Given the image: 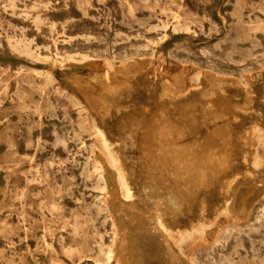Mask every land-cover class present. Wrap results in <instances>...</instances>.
I'll return each instance as SVG.
<instances>
[{
  "label": "rangeland",
  "instance_id": "obj_1",
  "mask_svg": "<svg viewBox=\"0 0 264 264\" xmlns=\"http://www.w3.org/2000/svg\"><path fill=\"white\" fill-rule=\"evenodd\" d=\"M141 56L155 57L171 72H178L181 64H186L229 75V91L233 95L238 92L236 101H243L246 88L232 84V78H239L256 92L253 114L263 115L264 121V87L257 83L264 74V0H0V264H116L105 262V253L114 243L113 225L119 229L122 223L115 208L109 215L106 194L100 192L102 184L94 174L98 140L86 124L89 113L108 142L118 144L121 139L135 162L152 163L148 175L154 180L148 188L170 197L167 211L181 225L195 219L192 204L197 197L205 196L212 211L221 203L217 194L222 187L235 193L231 200L230 194L227 198L240 223H231L215 245L199 246L201 264H264V197L256 195L261 184L239 181L242 177L237 174L246 169L244 164L233 163L236 152L232 143L240 122L226 118L231 115L225 102L217 108L218 116L204 106V101L198 108L185 105L188 112H182L183 118L194 120L170 122V116L160 118L159 113L164 111L157 113L158 119L149 116L152 113L139 104L147 92L134 87L123 97L113 96L121 99L120 105L100 109L107 114L103 121L81 94L86 90L78 91L69 74L57 67L59 61L71 58L89 57L120 65ZM88 69L80 72L84 78L92 74ZM240 72L252 76L247 79ZM146 73L152 76L150 70ZM205 81L206 85L187 97L208 91L210 84ZM130 103H138L131 109L140 106L143 111L135 117L128 110ZM158 108L154 105L151 109ZM198 109L203 110L197 113L204 115L202 119L190 114ZM254 115L246 119L252 120ZM169 132L177 137L173 145L176 156H171L176 161L174 168L169 167V155L163 154L162 147V157L154 161L148 157L152 152L146 151L155 150L156 142L163 141L162 134ZM197 146L198 150L194 149ZM220 155L223 159L218 162ZM192 159L196 160L191 163ZM144 182L137 178L131 186L138 190ZM201 183H207L208 188ZM135 199L141 211L148 209ZM116 204L111 203L112 207ZM136 221L119 229V261L177 264L174 259L167 260L168 254L164 256L151 227ZM150 241L154 248L143 254V247Z\"/></svg>",
  "mask_w": 264,
  "mask_h": 264
},
{
  "label": "bare ground",
  "instance_id": "obj_2",
  "mask_svg": "<svg viewBox=\"0 0 264 264\" xmlns=\"http://www.w3.org/2000/svg\"><path fill=\"white\" fill-rule=\"evenodd\" d=\"M166 30H167V28H166ZM118 35H120V34L118 33ZM134 39H136V38L134 37ZM24 40H25V38H24ZM128 41H130V40H128ZM119 44H121V43H119ZM10 50H12V49H10ZM232 52H234V51H232ZM243 52L245 53V51H243ZM234 53L237 54L236 52H234ZM27 54H29V53H27ZM115 55H116V53H115ZM124 55H125V53H124ZM243 55H245V54H243ZM177 58H179V57H177ZM241 58H243V57H241ZM119 59H122V58L120 57ZM229 59H232V58L230 57ZM251 60H252V58H251ZM233 63H235V62H233ZM235 64H237V63H235ZM238 65H241V64H238ZM57 67L63 73L69 74L71 84L73 86H75L78 91H82V90L85 91L86 90L85 93H81V94L83 95L84 99L87 101L90 109L103 121L105 120L104 117L107 114L104 115L102 113L103 111H100V109L103 107V110H104L105 108H107V106L120 105L121 99L118 100L116 98H113V96L120 97L125 92L131 91V89H133L134 87H136V89H138L139 87H143L144 91L147 92V97L150 100L146 101L145 99L147 97H145V99H144V97L143 98L141 97L143 100L141 99L142 102H140L139 104H140V106H144V108H146L145 110L150 111L152 113V115H149V116H154L152 118L156 119L158 116L157 113L164 111L163 114L159 113L160 118H162L163 116H165V117L170 116L168 119V121H170V122H174V120L175 121L184 120V122L185 121L191 122L194 120L191 117H186V119L183 118L184 116H183L182 112H184V113L188 112L187 109L185 108L187 106H185V105H191L192 104V106L198 108L201 104L200 102L204 101L203 102L204 106H206V105L209 106V111H212L215 113V112H217L218 107L222 108V106H224V104L222 105V102H225L226 107L229 109V112L231 115V116H228V114H229L228 113L226 118H228V120H231V117H232L233 122L237 121V120H239V122H240L238 124L239 125V127H238L239 132L236 135V139H235L234 144L232 143V145H234L233 151L236 152V158L233 159L235 162H233V163H235V165L244 164L245 169H246V171H244L243 174H241V173L237 174V175L242 177V179L239 181L243 182V184L246 183L247 181H252L251 182L252 185L254 183H257V184L260 183L261 186L259 188H256L258 190L256 195H259V196L263 195V197H264V123H263L264 121H263V117H262L263 115H261V114H255L254 115L253 114V112L256 111V109H255V104H256L255 103V101H256L255 95H257V94L250 87L247 88V85H246V83H244V81L242 82L241 80H239V78L236 79V78L231 77L232 81H233L232 84H237V85L242 84L243 87L246 88V89H244L245 95L243 97V101H238V100L236 101V98L239 97L238 92H235V93L233 92L234 93V95H233L229 91L230 87L228 84H230V83H228V81H226V79H228L229 75L226 76L225 73H224L225 75H222L223 74L222 72H221L222 74H220V73H217V72H215L213 70H209V69L208 70H204V69L201 70V69H199L200 67H197L195 65L188 66L186 64H181L178 72H171L168 69H166L162 65L161 61L157 60L155 57H150V58H142V56H141V58L140 57H137V58L134 57L133 59L125 61V62L121 63L120 65H112L111 63H108V61L101 63V62H99L95 59L89 58V57L82 58L81 60H75V59L71 58V59L66 60V61L63 60L62 62L59 61L57 63ZM84 67H89L91 69L92 74L88 78H84L80 74L81 70ZM245 68H247V67H245ZM90 69H88V70H90ZM149 70L151 71L152 76H150V73H146ZM243 73H241V74H243ZM250 73L251 72H249V74ZM244 74H246V73H244ZM247 74H248V72H247ZM237 76H238V74H237ZM251 76L252 75H247V79H249ZM205 78H206V80H208V82L210 84L209 85L210 89L206 92H202L199 96L195 95L192 97H187V95L192 90L198 88L199 86L206 85ZM258 78H259V80L257 83L260 86L264 87V74ZM68 82H69V80H68ZM92 83H94V85ZM261 92L263 95L262 99L264 100V89ZM143 93H145V92H143ZM139 94H141V93H139ZM138 97H140V96H138ZM152 98H154V99L152 100ZM136 100H135V102H136ZM141 100H139V101H141ZM198 102H199V104H198ZM131 103H133V99H132ZM131 103L128 106V110L130 113H134L135 117H136V114L138 115V114H140L141 111H143L142 107L137 106L139 108L131 109L134 105H138V103L137 104H135V103L131 104ZM196 103H197V106L194 105ZM154 105L160 107V108H158L159 110H157V109L152 110L151 108H152V106L154 107ZM202 106L203 105L201 104V107ZM207 108L208 107H206V110H207ZM112 109H109V110L112 111ZM109 110L106 109V111H109ZM225 110L227 111L226 108H225ZM200 111L202 112L203 110L198 109L196 111H192L190 114L194 115V117H195V114L197 115V113H200ZM150 112H149V114H150ZM204 112H208V111L204 110ZM219 112H220V110H219ZM105 113H107V112H105ZM130 113L127 115H131ZM214 113H211V114L214 115ZM223 113L225 114V111ZM216 114L217 113H215V115ZM247 115H251V116L254 115V117L252 120H247L246 119ZM197 116H196L197 118L202 119V116H204V115H201V116L197 115ZM216 116H218V115H216ZM221 116H222V114H221ZM206 117H208V115ZM158 118H159V116H158ZM197 118H195V119H197ZM87 119L88 120L86 121V124L88 125L90 130L93 131V133L97 135V140H98V145L94 149L95 159L93 157V159H94V168H93L94 174L99 179L98 183L102 184V190L100 192L104 191V193L106 194L105 201L108 202L109 211H110L109 215H111L112 209H114V208L117 210V212H120L118 219L121 220L122 225L120 224L119 229H121V227L126 225V223L130 224L134 220H137L136 222L138 223V225H140L141 222L145 223L147 227H151V229L153 230V232H151V233L153 235H155L157 241L161 243V245L165 251L164 256H166V254H168V256L166 257L167 260L172 261L174 259V262H176L177 264H201L199 261L198 253H197V249L199 248V246L204 245L206 247V246L215 245L220 240L221 236L225 233V231H227L231 228V226H232L231 223H240L239 222L240 220H238L234 216L233 210H232L231 205L229 203V200H231V198L235 195V193L231 192L230 191L231 189L229 187H227V188L222 187V189H220L218 194H217V196H218L217 198L221 201L220 204H217L216 207L214 209H212V211H210L211 208L208 204V201H206L204 199L205 196L203 198H202V196L199 198L197 197L195 199V202L192 204V205H195L194 209H192L195 213L194 214L195 219L188 221V224L186 226L181 225L180 224L181 222H179L180 220L176 221L175 215H170V213H168V211H167V208H168L167 205L171 201L170 197L160 195V194H156V193L152 192L151 190H149V188H148L149 187L148 183L152 182L154 180V178L152 179L153 176L148 175V173L150 172V170L148 168H150L149 166L152 165V163H150V164L148 163L149 166L145 165V164L139 165L137 162H135V159L132 156V154H128L126 144L123 140L118 139L117 140L119 142V143L117 142L118 144H115V143L111 144L110 142H108L107 139H105L104 134L102 132L100 134V129L97 126V124L95 123V121L93 120V118L91 117L90 113L87 115ZM131 119H132V117H131ZM222 119H224V117ZM132 120H134V118ZM206 120H207V118H206ZM246 120H247V122L245 123ZM161 121H163V120H161ZM179 121H178V123H180ZM184 122L182 121V123H184ZM147 123H148V121H147ZM147 123H146V125H147ZM157 123L159 124V121H157ZM152 125H153V123H152ZM167 125H168V123H167ZM212 125H214V124H212ZM153 128H154V126H153ZM143 129H144V127H143ZM150 133H148V134H150ZM154 133H155V129H154ZM139 134H141V131ZM169 134L170 135H163L162 134V137H160V138L163 139V141H157V139L155 138L157 141L156 142L157 143L156 149L155 150L147 149L146 151L148 153L152 152V154L148 155V157L151 158L150 160H152V161H154V159H160L164 153L168 154L169 155V157H168L169 158L168 159L169 167L174 168V167H176V163H175L176 161L173 158H171V156H174L175 154H173V153L176 152V150H177L176 148H173V145L175 144L174 140H176L177 137L174 136L173 132H171V133L169 132ZM143 136H144V134L142 135V138H143ZM191 136H193V133L190 134L189 137H191ZM150 137L152 138V135ZM157 138H159V137H157ZM144 140H146V139L144 138ZM149 140H150V138H149ZM147 141H148V138H147ZM150 142L151 141H149V143ZM144 145H146V147H147V143ZM148 145H150V144H148ZM151 147L153 148V146H151ZM161 147H162L163 154L161 153ZM198 148L199 147L197 146L194 149L198 150ZM142 151H143V148H142ZM261 151L263 152L262 157L260 155ZM140 152H141V149H140ZM201 152L203 153V151H201ZM209 152L213 153L212 150H210ZM227 153H228V151H227ZM227 153H226V155H227ZM160 155H161V157H160ZM163 159H165V158H163ZM222 159L223 158L220 155L218 162H221ZM226 159L229 160V158H226ZM195 160L192 159V160H190V162L192 163V161H195ZM230 160H232V159H230ZM169 161H172L174 163H171V162L169 163ZM197 163H199V162L197 161ZM87 167H88V165H87ZM196 167H197V165H196ZM226 167H228V165ZM237 168L238 167L236 166L234 169H237ZM137 169H139V171ZM232 169H233V165H232ZM200 170H202V169H200ZM142 173H145V174H142ZM200 173H202V171H200ZM85 176H87V175H85ZM137 178H140L141 181H143V182L146 181V182H144L143 187H141L138 190H136L135 188H133L131 186L132 180H137ZM173 178L176 180L175 176ZM87 179L88 178H86V180ZM224 184H226V183H224ZM229 185H230V187H232L231 182L229 183ZM201 186L208 188L207 183H201ZM234 187L235 186H233V188ZM202 191L204 192V190H202ZM208 193H209V191H208ZM228 194H230L229 200L227 198ZM100 196H102V195H100ZM98 197H99V195H98ZM135 198H137V200L139 199L140 202H142L144 205H146V208H148V209H146V211H141L137 207V205L134 203V200H136ZM78 202H80V200ZM115 202H117L116 207L115 206L112 207L111 203L113 204ZM263 205L264 204H262V206ZM98 210L100 211V209H98ZM249 215H250V206L247 208V219H246V221L248 220ZM147 220H148V223H147ZM23 221H24V219H23ZM146 226H145V229L147 228ZM119 229H118L117 225H115V226L113 225V230H114L113 234L115 235V236L113 235L114 236V238H113L114 243H113L111 248H108L109 249L108 252L105 253V262L116 261V264H122V262L119 261V257H118L119 256L118 255L119 247L116 248V244H117L119 238L121 237ZM148 244H149V246H148ZM148 244L146 246L147 249L143 247V251H142L143 254L148 252L149 247L154 248V246H155V244L152 241H150ZM157 249H159V248H157ZM100 250H101V247H100ZM159 252L161 253L162 251H159ZM159 252H156V254L158 253L157 256L160 255ZM100 253H99V255H100ZM152 254L155 255V253H152ZM243 257H246V256L244 255ZM139 264H149V263H146V260H144V261L139 260ZM252 264H256V262H254Z\"/></svg>",
  "mask_w": 264,
  "mask_h": 264
}]
</instances>
